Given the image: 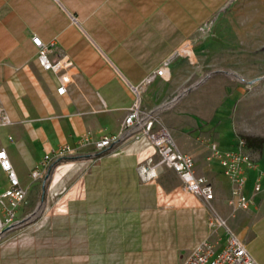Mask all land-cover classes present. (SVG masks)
<instances>
[{
	"label": "crops",
	"instance_id": "crops-1",
	"mask_svg": "<svg viewBox=\"0 0 264 264\" xmlns=\"http://www.w3.org/2000/svg\"><path fill=\"white\" fill-rule=\"evenodd\" d=\"M216 15L221 40H248L239 47H257L264 40V0H0V100L11 120L0 130V144L21 186L29 192L30 185L38 183L31 181L30 173L45 155L62 146L76 148L85 135L96 141L118 134L134 102L130 86H142ZM33 36L51 47L50 60L71 62L61 96L56 92L58 75L37 62ZM232 52L247 55L246 49ZM232 52L213 44L208 48L211 65L231 68ZM215 55L222 56L220 62H213ZM238 63L245 65L247 60ZM167 78L168 82L155 78L145 88L141 109L151 112L169 98L178 99L160 112L162 127L178 150L193 158L196 174L213 186L214 210L253 259L264 264V176L260 192L253 196L259 172H264V149L254 160L257 170L246 172L244 194L253 204L232 215L226 204L229 183L217 162L207 164V145L196 144L198 111L183 110L196 95L213 90V81H206L195 94H180L186 80H197L180 60L170 64ZM215 143L221 150L236 144L225 149ZM91 149L87 145L80 151ZM85 167L92 170L86 169L74 184L63 214L41 224L45 234L5 236L0 264H181L208 237L219 239L220 248L225 245L226 235H212L207 227V207L182 192L178 176L159 166L158 157L144 143H119ZM0 176L4 189L7 180L1 169Z\"/></svg>",
	"mask_w": 264,
	"mask_h": 264
},
{
	"label": "built area",
	"instance_id": "built-area-1",
	"mask_svg": "<svg viewBox=\"0 0 264 264\" xmlns=\"http://www.w3.org/2000/svg\"><path fill=\"white\" fill-rule=\"evenodd\" d=\"M77 24L76 18L70 16ZM198 30L204 33L207 28L201 25ZM32 44L37 49V62L44 71L58 75L59 87L56 92L63 95L65 86L69 83L66 69L71 62L66 58L52 61L49 58L51 47L32 37ZM170 61L164 60L160 66L149 74L142 86L155 78L165 79ZM142 86H130L134 95V102L123 120L120 131L116 135L104 136L99 140H91L85 135L78 142L76 148L62 146L52 154L44 156L41 164L30 173L32 182L43 185L48 179V172L52 166L67 157H74L80 149L91 145L98 154L111 150L119 143L126 141L141 142L151 148L158 157V165L172 170L182 183V192L200 200L208 209L209 217L207 227L212 235L218 236L223 232L226 235L225 245L219 247V239L211 240L209 237L195 246L181 264H258L238 237L230 231L227 221L223 219L212 207L215 199L214 189L208 179L195 172L194 160L191 156L182 153L176 147L169 132L162 127L151 112H145L140 107V89ZM11 125V120L0 100V130ZM209 155L207 161H215L221 168V173L230 185V195L226 201L227 206L234 215L239 211H246L253 204L252 198H247L244 188L247 182L246 172L257 170V163L247 152L245 142L236 140L231 150H221L215 142L207 144ZM0 169L5 173L7 187L0 189V242L5 236L21 223L20 212L27 204V190L23 188L14 172L4 148L0 144ZM264 172H259L256 184L253 187V196L260 192V178Z\"/></svg>",
	"mask_w": 264,
	"mask_h": 264
},
{
	"label": "rangeland",
	"instance_id": "rangeland-1",
	"mask_svg": "<svg viewBox=\"0 0 264 264\" xmlns=\"http://www.w3.org/2000/svg\"><path fill=\"white\" fill-rule=\"evenodd\" d=\"M217 15L204 24L207 28L204 33L197 30L182 48L173 52L166 60L171 64H174L176 60L185 61L193 75L197 76V80L185 81V86L179 90L182 95L191 91L200 92L201 86L206 81H213L214 87L207 92L208 97H206L207 93H199L183 110L198 111L197 119H195L197 127L194 130L200 133L197 137L200 139H196L197 145L206 147L209 142H217L226 149L238 139L244 142L246 137L264 139V40L260 41V46L247 45L246 48L243 44L240 47L238 45L248 40L236 37L221 40L216 31ZM213 44L225 47L231 52L246 49L247 55L244 56L238 52L230 53L228 57L231 60V68L220 69L210 63L212 56L208 54V48ZM196 49L200 51V54L197 55ZM253 51L257 52L251 53ZM221 57L215 55L213 62H220ZM243 58L247 60L245 65L238 63L239 59ZM196 69L199 70L198 75ZM154 80L142 86L139 90L140 97ZM162 81L168 82V78ZM203 99H209L211 102L202 103ZM177 100L169 98L167 102L151 111L161 125L163 122L159 117L160 112L168 110ZM247 152L253 160L260 159L259 152L251 149H247ZM97 157L98 152L94 149L80 151L74 157H67L55 163L49 170L48 179L44 185L40 182L31 184L27 192V204L20 212L21 223L10 234H37L45 231V228L40 227L41 224L63 214V206L71 197L69 193L72 192L74 184L79 181L81 174L90 168L85 167L88 160ZM206 162L211 164L213 161L206 160ZM90 169L92 170V167ZM57 176H60V179L53 185ZM3 181V176H0V186ZM86 183L88 190L91 191V178L87 177Z\"/></svg>",
	"mask_w": 264,
	"mask_h": 264
},
{
	"label": "trees",
	"instance_id": "trees-1",
	"mask_svg": "<svg viewBox=\"0 0 264 264\" xmlns=\"http://www.w3.org/2000/svg\"><path fill=\"white\" fill-rule=\"evenodd\" d=\"M245 145L247 149H251L256 152H261L264 149V139L262 138H254V137H246Z\"/></svg>",
	"mask_w": 264,
	"mask_h": 264
}]
</instances>
